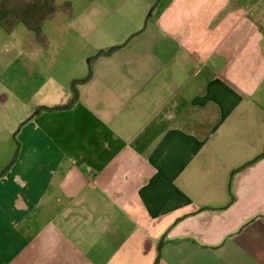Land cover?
<instances>
[{
  "label": "crops",
  "instance_id": "crops-1",
  "mask_svg": "<svg viewBox=\"0 0 264 264\" xmlns=\"http://www.w3.org/2000/svg\"><path fill=\"white\" fill-rule=\"evenodd\" d=\"M151 15L126 45L44 58L0 172V264H155L159 243L157 264H264V156L241 169L264 150V0H161ZM29 28L27 44L6 32L37 62L50 48ZM88 75L69 108L42 110Z\"/></svg>",
  "mask_w": 264,
  "mask_h": 264
},
{
  "label": "rangeland",
  "instance_id": "rangeland-1",
  "mask_svg": "<svg viewBox=\"0 0 264 264\" xmlns=\"http://www.w3.org/2000/svg\"><path fill=\"white\" fill-rule=\"evenodd\" d=\"M53 1L63 5V8L67 5L69 19L63 17L51 25L43 22V17L37 21L33 8L30 9L22 0H0V96L6 98L0 101V172L7 168L17 152L21 123L34 113L29 107L35 99L36 89L44 81V58L66 66L79 55L93 52L96 45L114 42L116 38H127L120 44L126 45L145 30L149 12L154 16L161 0ZM43 10H49V7H43ZM4 14H10L11 19L1 21ZM87 16L90 19L85 23ZM29 24L33 30L46 34L40 42L35 39V44L50 48V51L37 55V62L30 61L25 55L19 56L14 50V36H8L6 32L14 30L27 44ZM52 26L56 31L51 32ZM88 59L89 55H86L84 63Z\"/></svg>",
  "mask_w": 264,
  "mask_h": 264
},
{
  "label": "trees",
  "instance_id": "trees-1",
  "mask_svg": "<svg viewBox=\"0 0 264 264\" xmlns=\"http://www.w3.org/2000/svg\"><path fill=\"white\" fill-rule=\"evenodd\" d=\"M113 50H116V48L115 49H112L111 51H109L106 55L110 54ZM89 79H90V75H88L86 77V79H84V80H81V81H73L71 83V85H70V95H71V99L72 100L68 101L65 105L58 106V107H54V108H51V109H42V110H45V111H60V110L69 108L72 105L73 100H75V98H76V86L78 84H80V83H84V82L88 81ZM16 147H17V152L14 154V158L12 159L11 163L7 166V168L5 170H3V172L1 173V176L3 174H5L11 168V166L13 164H15V162L17 160V155H18V143H17ZM263 156H264V150H263V153L258 158H256L255 160L251 161L250 163L244 165L243 167H241V169H243V168H245V167L253 164L256 160L262 158ZM232 175H233V173L231 174V176ZM160 244L161 243H159L157 245V248H156L157 256H156L155 264H157L158 263V260H159Z\"/></svg>",
  "mask_w": 264,
  "mask_h": 264
}]
</instances>
